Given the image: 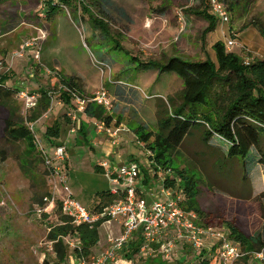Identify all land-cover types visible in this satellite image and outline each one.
I'll list each match as a JSON object with an SVG mask.
<instances>
[{
    "label": "rangeland",
    "instance_id": "obj_1",
    "mask_svg": "<svg viewBox=\"0 0 264 264\" xmlns=\"http://www.w3.org/2000/svg\"><path fill=\"white\" fill-rule=\"evenodd\" d=\"M25 1L0 0V29H11L22 23V27L34 25L37 30L31 28L34 34L26 38L25 42L40 38L37 45L24 48L23 51L17 50L15 55L21 56L10 57L14 63L10 60L8 63L13 71L9 70L11 80L6 85L21 93H27L29 97L39 96L38 90L44 87L43 89L49 90L52 98L49 110L38 121L28 124L34 135L38 158L26 172L21 171L19 163L25 143L10 144L0 135V149L4 153L0 157V264H43L45 259L52 264L56 258L52 243L47 241L48 233L51 228L63 225L62 221L69 222L61 210L60 201L63 195L57 194L53 185L63 188L76 202L91 212L98 210L95 207L103 202L104 193L110 189H120V186L112 184L105 173L98 170L99 163L104 159L109 163L111 159L104 157L99 145L92 146L96 138L94 134L91 135L90 142L74 144L76 136L70 135L74 126L70 117L77 113L75 100L73 103L71 101L75 107L73 108L58 99L59 84H56V88L51 86L52 79L57 78L53 71L50 70L47 76H39L41 73L35 65L41 62V52L39 60L33 58L34 52L38 48L41 50L43 39L49 32L48 28L53 31L57 23L53 21L48 26L52 18L46 17L47 10L40 2L41 9L38 13L43 14V17L37 16L36 9L29 13L24 5ZM55 1L58 10L75 24L81 41V51L89 57L85 70L93 75L90 81L94 89L92 93L84 94L93 96L103 89L112 96L109 97L111 105L106 111L108 115L114 114L115 120L108 128L111 131L119 128L123 130L117 135L115 154H120L121 160L126 163L136 162L140 165V178H143L142 169L149 177L146 184L149 191L153 188L154 191L158 190V178L164 169L174 166L179 171L190 166L197 170L204 181L198 195L204 210L212 213L215 218L234 223L245 235L259 234L264 241V165L259 163L261 155L264 158V138L260 151L253 149L246 161L245 170L240 162L227 157L226 143L215 137L208 144H204L199 130L192 131L176 152L168 157L169 167H150L147 149L135 137V128L142 127L148 132L156 133L162 105L168 109L166 101L169 99L175 105L179 103L182 81L173 74L161 75L156 69L144 71L126 62L131 57H136L141 62H165L178 57L192 62L208 60L216 63L213 45L216 42L225 45L230 39L238 40L239 47L235 49L242 51L243 58L251 55L264 59V37L260 35L261 31L264 32V0H234L232 5L222 0L230 14V29L225 32L217 28V22L213 30L208 31L210 19L198 14L199 11L206 10L207 15L216 21L208 0H81L108 24L111 35L128 52L127 58L108 50V40L98 29L93 28L81 6L75 2L68 6ZM237 1L238 8L235 7ZM43 9L44 13L41 11ZM249 27L251 35L255 37L253 46H247L240 40L241 33ZM18 34L19 32L16 33ZM93 58L106 63L108 69L101 72L95 68L91 65ZM28 59L29 63L26 65ZM5 66L8 65L3 62L0 73L4 72ZM15 100L22 115L27 118L31 110L26 108L25 99L17 94ZM167 112L169 113L168 110ZM54 120L61 129L60 142L48 141L44 135L47 127H55ZM105 137L107 139L109 136L106 134ZM38 143L45 151L44 155L49 158L53 157L55 147L64 146V160L57 164L60 168L57 177L51 176ZM121 160L118 159L117 163ZM53 163L56 164V161ZM176 179L179 180V177L176 176ZM180 183V180L175 183L173 189L180 191ZM34 198L42 199V204L33 203ZM108 202L110 201L106 203ZM103 231L107 237L108 233ZM178 248L166 264H196L197 259L188 245H179ZM67 250L71 255L72 251L68 247ZM153 250L155 252L154 248ZM141 257L140 254H135L131 260L122 257V264H144ZM69 258L71 259L70 256ZM69 261L68 259V263ZM257 264H264V261Z\"/></svg>",
    "mask_w": 264,
    "mask_h": 264
},
{
    "label": "trees",
    "instance_id": "obj_2",
    "mask_svg": "<svg viewBox=\"0 0 264 264\" xmlns=\"http://www.w3.org/2000/svg\"><path fill=\"white\" fill-rule=\"evenodd\" d=\"M62 5L70 6L75 2L82 7V12L87 14L88 20L94 29H98L104 38L108 40L106 45L108 50L116 55L128 57V52L124 51L120 42L111 35L108 24L98 15L91 11L81 0H57ZM232 5L234 0H226ZM247 2V0H246ZM238 1L235 3V7ZM49 9L48 18H52L58 11V5H53L52 1L47 3ZM198 14L210 19L208 31L213 30L215 22L209 17L206 10L199 11ZM262 37L264 32L261 31ZM106 46V47H107ZM216 63L206 61H186L178 57L170 58L165 62L149 60L141 62L136 57L129 60L130 65H136L138 69H156L159 74H173L182 81V90L179 94L177 105L169 99L166 101L167 108L162 105V112L158 114V130L156 133L148 132L140 127L135 130V136L139 143L143 144L147 151L151 153L148 158L155 165L163 168L170 165L168 157L173 155L183 143L184 139L192 131H201L202 142L208 144L217 137L228 145L227 157L240 162L243 169H246V161L250 158L253 149L260 151L262 138H264V59L254 58L249 65L243 63L242 51H227L222 42L213 45ZM9 72L0 73V135L10 144L25 143L23 157L20 159V168L24 173L36 157V143L34 135L30 131L28 124L38 121L46 113L51 105V94L49 92H39V97L35 108L27 118L22 115L21 108L15 97L18 93L15 89L9 88L6 83L11 80ZM61 87L58 89V99L65 105L70 106L74 100L73 95L86 100L83 115L92 120L101 121L108 128L113 117L107 114V109L98 105L93 99L94 96L84 94L82 87L76 78L63 79L60 81ZM169 111V113L167 112ZM46 139L52 140L59 137V128L48 127L45 132ZM0 149V157L3 156ZM148 157V156H147ZM43 160V157H39ZM259 163L264 165V158L260 157ZM169 167V166H168ZM174 170L175 177L180 180V190L184 195L183 208L187 212H194L199 217L202 224L217 228L226 227L231 238L237 242L244 252L252 253L264 249V241L259 234L245 235L238 230L234 223H227L225 220L215 218L212 213H208L200 204L198 199L199 189L204 185L200 173L187 166L185 170ZM98 170L103 171L101 167ZM143 171L142 181L148 184V175ZM176 182L167 179L166 186L174 187ZM106 198V199H105ZM117 197H111L109 192L102 196L95 208L102 209L111 204ZM110 201L106 203L107 201ZM33 203L40 205L42 199L34 198ZM63 225L50 229L47 241L52 243V250L55 254V262L52 264H68L69 254L63 237L75 235L79 238L80 246L71 252L77 258H88L92 255L91 249L99 241L98 228L102 221L94 225H81L73 228L69 222L62 221ZM142 245V239L138 237L130 242L123 251V258L131 260L138 254ZM153 256L143 257L144 264H166L161 256L157 254L158 246ZM174 256V255H173ZM203 257V254H201ZM142 258V257H141ZM187 260V259H185ZM245 257L242 263H247ZM43 264H50L46 259ZM199 264H216L215 259L200 261Z\"/></svg>",
    "mask_w": 264,
    "mask_h": 264
},
{
    "label": "built area",
    "instance_id": "obj_3",
    "mask_svg": "<svg viewBox=\"0 0 264 264\" xmlns=\"http://www.w3.org/2000/svg\"><path fill=\"white\" fill-rule=\"evenodd\" d=\"M38 1L45 6L50 0ZM208 3L219 24L230 23V14L222 0H208ZM38 40L40 38L24 42L19 49L23 51L24 48L37 45ZM84 47L86 46L84 45ZM236 47H239L237 39H230L225 43V48L229 52L234 51ZM16 53L17 51L12 56H21L15 55ZM33 58L39 60L40 48L36 49ZM254 58L247 55L243 58V63L249 65ZM2 65L3 62L0 61V69ZM92 65L101 72L108 69L106 63L94 58ZM17 94H20V98L25 99V106L28 110L35 108L39 96L29 97L27 93L19 91ZM93 96L94 98L88 99V101H94L106 109L110 107L111 102L105 90H101ZM73 98L77 105L76 112L83 113L87 101L74 95ZM70 118L73 119V117ZM96 130L98 133L109 135L116 144V133L106 128L103 122L100 121L96 124ZM71 132L75 131L72 129ZM38 145L44 155L45 151L39 143ZM64 152V147H57L54 149L52 158L44 155L45 163L52 177L54 175L57 177L59 174L60 168L57 164L63 162ZM147 156L148 158L151 156L149 151H147ZM55 161L56 164L53 163ZM148 164L151 167L154 163L149 160ZM99 166L112 184L120 186V189L109 190L110 196L117 198L106 207L91 212L83 208L63 188L59 189L57 185H53L54 190L57 194L63 195L60 201L61 210L72 226L94 225L98 221H102L101 226L110 227L115 223L120 227V231L115 235L109 230L106 237L107 248L99 255L77 258L72 254L68 264H122L124 249L137 236L142 239V245L138 251L140 256L149 257L154 251L152 246L159 245L161 246V259L166 263L171 260L179 245L189 246L197 259L196 264H199V260L205 261L212 258L215 259L216 264H239L245 257H248V264L264 261V249L252 253L244 252L242 247L231 238L230 232L225 226L221 228L206 226L200 222L196 213L187 212L183 208L184 195L181 190L177 191L173 187L166 186L167 179L176 183L179 181L171 169H164V172L159 175L158 190L151 191L149 196L152 200L148 202L145 197L147 189L144 190L142 186L140 187L141 169L139 164L136 162L125 163L115 172L111 171L107 161H102ZM63 241L64 244L66 241V246L71 251L80 246L79 238L75 235H68L63 238Z\"/></svg>",
    "mask_w": 264,
    "mask_h": 264
},
{
    "label": "crops",
    "instance_id": "obj_4",
    "mask_svg": "<svg viewBox=\"0 0 264 264\" xmlns=\"http://www.w3.org/2000/svg\"><path fill=\"white\" fill-rule=\"evenodd\" d=\"M50 1L53 2V5L56 4L55 0H50ZM25 2L26 3L24 5L28 8L29 13L32 12L33 9L34 10L36 9L37 11L35 10V12H37V13L40 12L41 5H40L38 0H26ZM44 7L46 8V10H47L46 13L48 15L49 9H48L47 3ZM41 11L44 13L45 9H43ZM33 14H34V12H33ZM47 15H46V17H47ZM37 16L43 17L44 15L38 13ZM53 21H56L57 24L53 28V31H50L48 28L49 32L47 34V37H44V39H43V45L41 46V50H40L41 62H37L36 65L35 64H33V65H35V68L39 69V72L41 73L39 75L40 77L47 76V74L50 72V70L54 72V76H56L57 78L52 79V83H51L52 85L51 86L55 87L57 83L59 84L57 87V94H59L58 89H59V87H61L60 81H62L63 79H71V78H76L78 80V82L80 83V85L82 87L83 92H85L87 94L92 93L93 89H94L93 88L94 85L91 83L90 80L93 79V75H91L87 70H85L86 69V62L89 61V57L87 56L86 53L81 51L82 50L81 41L79 39L78 31L75 27V24L73 23V21L69 17H67L66 14H63L60 10H58L53 15L52 19L48 23V26H50L49 24H51ZM22 24H20L17 27L11 28V29H5V30L0 29V61L4 62L5 65H8V66L4 67V72L13 71L12 66L8 63V60L13 62L10 57H12V55L20 48V46L25 42L26 38L33 36L34 31L37 30L34 27V25L33 26L32 25H26L25 27H22L21 26ZM217 28L219 30H221L222 32L228 31L230 29V23L223 25V24H219L217 22ZM250 28L251 27L245 29L241 33V39L240 40L243 44H245L247 46H253V43H254L253 38H255L254 36L251 35ZM17 32H19L18 35H16ZM250 36H251V38H250ZM49 38H51L52 40L49 41L48 40ZM239 50H240L239 48L235 49V51H239ZM28 63H29V59L27 60L26 65H28ZM16 68H17V65H16ZM33 73H34V71H33ZM33 76H34V74H33ZM43 88L44 87H40V89L38 90V95H39V92H41V91L49 92V90L43 89ZM101 90H103V89H101ZM98 92H96V93H98ZM106 93H108V97H112L111 94H109V91L108 92L106 91ZM73 102H74V100L72 101V103ZM58 104H61V103L58 102ZM109 115L113 117L112 121H114L115 120L114 116H113L114 114L112 115V113L111 114L109 113ZM72 117H73V119L71 118V120L74 123V126H72L73 127L72 129L75 132L72 133L71 132L72 129H71L70 135H72L74 137L76 136V140H75L74 144H76L78 142H82V141L90 142V140L92 139L91 135L94 134L96 136V138H94L95 143L93 142L92 146L99 145L101 153L104 155V157L105 158L108 157L109 159H111L110 160L111 162H109V164H110V169L112 172H115L118 169V165H120V167H121L122 165H124L126 163V161L121 160L120 154H115V147L114 146H116V144L114 143V141L111 142V140H114V139H112L111 137H108L109 139L108 138L106 139L105 133H98L97 132L96 124L100 121L87 118L81 112H77ZM53 122H54L53 126H57L59 124L58 122H56V120H54ZM121 126H123V125H121ZM58 128H59V137L56 139H52V140L60 142V140H61L60 139L61 129H60V127H58ZM135 130H136V128H135ZM121 131H123V130L121 128H119V129H116L115 131H111V132L116 133L115 135L117 137L118 133H120ZM126 131H129V129H127ZM45 132H46V130H45ZM45 132H44V135H45ZM65 141H67V139ZM61 143H63V142H61ZM57 147H64V146L59 145ZM57 147H55V148H57ZM91 150L94 151L93 148H91ZM118 159L121 160V161H119L120 162L119 164L117 163ZM105 160L106 159H104L103 161H105ZM141 186L144 190L147 189V187L143 183L142 179L140 180V187ZM153 187H154V185H153ZM153 190H154V188L151 191H153ZM151 191H149L147 189V191L145 193V197L147 198L148 202H150L152 200V198L149 196ZM103 230H106L107 233H109V230H111L113 234L117 235L120 231V227H118V225H116L115 223H113V225H111L110 227H107V226L99 227L98 228L99 241L96 244V246L91 249V253H92L91 256H97L100 253H102L103 251H105L107 248L106 237L104 236ZM138 237L139 236L135 237L133 239V241H135ZM157 246H158L157 254H160V251H161L160 247L161 246H159V245H157ZM178 250H179V248H178ZM153 254H154V252L149 256H153Z\"/></svg>",
    "mask_w": 264,
    "mask_h": 264
}]
</instances>
